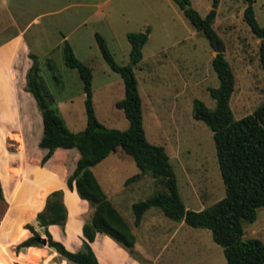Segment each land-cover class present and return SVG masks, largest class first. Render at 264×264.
Returning a JSON list of instances; mask_svg holds the SVG:
<instances>
[{
	"label": "rangeland",
	"instance_id": "rangeland-1",
	"mask_svg": "<svg viewBox=\"0 0 264 264\" xmlns=\"http://www.w3.org/2000/svg\"><path fill=\"white\" fill-rule=\"evenodd\" d=\"M188 2L202 16L212 9L211 0ZM252 6L260 26L264 0H254ZM216 7L212 28L233 75L234 91L228 104L233 119H239L264 103L259 40L243 21V0H219ZM15 31L21 32L37 56L38 74L52 97L51 109L72 132L85 128L84 92L76 69L63 63V40L90 70L96 120L123 131L128 122L115 102L123 97L124 86L102 60L94 36H100L113 60L124 65L131 49L126 33L146 32L142 59L133 67L146 140L166 152L179 198L187 209L202 210L223 197L212 132L191 116L193 99L209 110L215 107L208 89L218 87L211 68L216 52L171 0H0V41ZM23 107L26 113L21 126L32 120L36 125L38 118L32 117L26 103ZM72 151L76 149L61 152L58 158L69 161ZM138 172L119 150L93 169L103 191L110 192L108 201L136 236L141 264H226L222 249L212 242L206 228L173 222L157 207L146 211L137 229L133 226L131 204L162 189L149 173L124 184ZM241 226L242 238H254L264 245V206L256 211L254 222L242 221Z\"/></svg>",
	"mask_w": 264,
	"mask_h": 264
},
{
	"label": "trees",
	"instance_id": "trees-1",
	"mask_svg": "<svg viewBox=\"0 0 264 264\" xmlns=\"http://www.w3.org/2000/svg\"><path fill=\"white\" fill-rule=\"evenodd\" d=\"M187 18L191 27L201 32L209 46L216 52L211 60V68L218 79V87L208 92L215 102L209 110L200 100L193 99L191 116L202 121L212 132V142L216 163L219 167L223 197L202 210L187 209L181 202L172 166L164 149L146 140L142 126L140 95L133 73V67L142 59V46L147 35L126 33L130 55L128 63L117 64L105 46L103 39L95 35V42L108 67L117 73L124 86V95L115 102L128 122L126 130L102 126L95 118L92 105L91 73L87 66L79 62L70 45L63 43V63L76 69L81 80L84 98L85 128L72 132L51 109L52 97L38 74L37 56L29 53L31 64L25 71L26 90L33 94L40 113L43 135L38 146L45 148L41 164L55 149L76 148L78 158L75 168L66 178L69 190L74 189L77 196L87 202L91 213L81 226V248L76 252L66 250L60 243L52 240L47 231L49 225L62 227L67 210L62 205L60 191L46 195L44 208L35 216L43 228L45 244L65 259L76 264H98L89 246L95 234H103L134 256V237L119 211L111 205L94 178L92 169L117 150L128 156L138 173L124 180V184L135 182L149 173L161 186L142 201L131 204L133 226L137 227L141 218L151 207H157L173 222H182L193 228H206L212 242L222 249L226 264H264V245L257 239L242 238L241 222H254L256 211L264 206V103L250 115L233 119L229 100L234 91V79L223 46L212 25L216 18L219 0H211L212 9L204 16L189 5L188 0H171ZM243 21L250 32L259 40V66L264 74V21L255 22L252 4L254 0H243ZM53 70L51 61H48ZM1 199V195H0ZM31 235L15 248L19 252L29 246H41L39 235L26 224Z\"/></svg>",
	"mask_w": 264,
	"mask_h": 264
},
{
	"label": "crops",
	"instance_id": "crops-1",
	"mask_svg": "<svg viewBox=\"0 0 264 264\" xmlns=\"http://www.w3.org/2000/svg\"><path fill=\"white\" fill-rule=\"evenodd\" d=\"M29 53L32 51L19 31L0 41V259L7 264H76L46 244L15 251L17 245L31 235L24 228L26 224L39 237H44L43 228L37 224L35 216L43 210L47 194L53 191L62 193L61 202L67 210L64 225H49L47 231L52 240L66 250H80L81 226L91 213L87 202L65 184L75 168L77 149L74 148L76 151H72L69 161L59 159L58 154L72 148L55 149L44 163L40 162L46 152L45 148L38 146L43 127L34 96L26 90L24 79L25 71L31 64ZM24 103L31 109L32 117L38 118L36 125L32 120L30 125L21 126L26 113ZM14 123L17 125L14 126ZM97 183L108 199L107 193L110 192H104L101 184ZM131 234L134 237V256L108 236L95 234L89 246L97 263L141 264L136 248L137 239Z\"/></svg>",
	"mask_w": 264,
	"mask_h": 264
},
{
	"label": "water",
	"instance_id": "water-1",
	"mask_svg": "<svg viewBox=\"0 0 264 264\" xmlns=\"http://www.w3.org/2000/svg\"><path fill=\"white\" fill-rule=\"evenodd\" d=\"M223 52V51H222ZM38 240L42 243V244H45V239L44 237H39Z\"/></svg>",
	"mask_w": 264,
	"mask_h": 264
},
{
	"label": "built area",
	"instance_id": "built-area-1",
	"mask_svg": "<svg viewBox=\"0 0 264 264\" xmlns=\"http://www.w3.org/2000/svg\"><path fill=\"white\" fill-rule=\"evenodd\" d=\"M0 264H7L4 260L0 259Z\"/></svg>",
	"mask_w": 264,
	"mask_h": 264
}]
</instances>
